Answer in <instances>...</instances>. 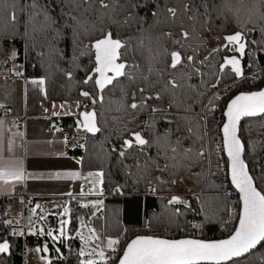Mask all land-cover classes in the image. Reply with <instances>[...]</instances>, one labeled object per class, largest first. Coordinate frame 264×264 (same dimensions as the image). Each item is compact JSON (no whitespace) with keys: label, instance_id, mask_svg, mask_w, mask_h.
<instances>
[{"label":"snow or ice","instance_id":"snow-or-ice-1","mask_svg":"<svg viewBox=\"0 0 264 264\" xmlns=\"http://www.w3.org/2000/svg\"><path fill=\"white\" fill-rule=\"evenodd\" d=\"M155 4V10L151 11L153 24L147 29L144 28L143 17L136 16L128 9L143 8L149 0H128L127 4H121L120 0H61V19H65V27H71L74 38L77 41L79 56L89 55L94 57L93 67L84 69L85 77L77 84L88 86L79 90V97L74 101L75 108L80 110L73 112L67 101L56 105L53 103L51 115L59 117L61 114L75 115L76 128L86 134L96 136L104 129L101 125L102 112L97 111V105L104 108L107 92L119 90L120 98L116 101H108L109 105L115 104L116 110L126 113L127 119L113 117V123L117 125V142L112 143L110 153L115 154L117 162L128 173L129 176L139 175L146 180L150 194L155 195L157 185H177L183 183L184 179H193L197 184L206 178L203 171H194L205 160L211 167V137L207 127L210 114L217 110V103L220 99L218 93H213L205 104L203 97L207 94L200 88L187 83L194 76L203 78L205 73L203 67L217 53L227 51L233 53L225 56L219 64V74L211 73L214 82H210V87L216 89L223 79V74L229 68L235 80L244 79V71L241 61L245 56L250 59L254 57L253 51H246L249 45L247 40L248 32L246 24H253V31L259 24L261 30V40L253 39L251 44L264 51V0H250V7L245 8V0H237L233 4L232 0H220L219 3H209V0H200L199 5L196 0H176L175 4L165 2L161 6L160 0H150ZM0 4L12 8L10 16L7 17L5 29L8 24L16 25L18 16L16 0H0ZM202 9V11H201ZM18 10L26 13L25 36L31 33L34 48L38 38H43L45 42L51 43L59 37L60 31L57 28L56 20L49 15L47 5L39 3V0H32L30 4L19 6ZM249 13L247 19L242 17V12ZM127 12L121 17L122 12ZM229 14L235 17L240 24V30L223 37L224 43L200 59L199 53L203 46V32L211 26V21L215 19H228ZM163 15V19L161 16ZM42 17V19H41ZM255 17V19H253ZM137 26V34L124 37L120 30ZM200 28H197V25ZM112 28L116 31L113 32ZM158 29V31H156ZM4 33H0L2 35ZM7 35L13 36L14 32L8 31ZM82 37H94L85 44ZM135 41V43H134ZM168 41L178 45V49L170 50L166 43ZM131 53L132 59H127ZM238 54V55H237ZM18 53L13 48L7 53V59L0 62V75L23 77V65L17 64ZM79 56H74L72 64L79 67ZM139 56V60L137 59ZM11 61V67L4 68ZM142 61V63H141ZM252 63L255 60L252 59ZM163 67H158V65ZM147 68V72H145ZM65 77L73 80V71L64 70ZM253 78H256L255 76ZM127 81V84L125 83ZM39 88L41 93L45 91L46 78L27 80ZM204 87L209 86V82L202 79ZM131 89V90H130ZM83 98V99H80ZM200 103L202 112H195L194 105ZM159 102V103H157ZM166 107H162L164 103ZM57 107L61 111H56ZM175 108L177 112H183V116H171L169 112ZM0 132H3L7 123L6 117L10 109L6 105L0 104ZM110 109H105L108 111ZM47 113L49 110L44 109ZM145 112L150 113L147 120L139 121V116ZM157 114H160L157 116ZM225 118L220 132L222 133V143H218L215 152L227 157L225 162L227 176L231 185L239 193L240 209L238 212V224L227 239L218 241H204L195 238L167 239L156 236H136L126 244L119 255L118 260L113 253L117 252V245L120 244V237L107 238L106 248L102 241L104 237L95 228H88L91 235L84 236L81 231L76 235L81 240V247L76 252L78 264H241L240 258L247 255H255L254 251L258 245L264 244V189L257 186V177L252 175V169L246 159L248 145L244 143L239 135L240 121L244 117H257L264 115V89L259 91L241 92L231 98L222 113ZM158 121L169 127L164 132L157 129ZM175 124L173 129L170 127ZM106 126V125H105ZM56 131H60L53 125ZM150 133L146 136L145 132ZM185 140H190L191 144L184 146ZM65 145L68 143L64 138ZM264 148V142H254L251 147ZM85 148V144L75 145ZM153 147L157 150L156 157L149 155V150ZM7 155L0 149V183L8 184L9 181L22 182L27 179L23 161L15 158L14 142L9 140ZM60 155H63L61 153ZM133 157V164L128 165L125 161ZM165 163H159L160 158ZM255 160V155L253 156ZM171 161V163H169ZM81 161H77L80 163ZM259 164V160H255ZM136 169V173L132 169ZM219 171H224V165L217 164ZM154 171L167 174L168 179L151 175ZM260 180H264V165L260 166ZM215 175L216 173H210ZM30 175V174H29ZM105 173L100 171L89 172L87 178L92 179V187L87 193L81 190L80 195L96 194L103 196V190L97 191V186L104 183ZM54 178H64L76 180L81 177V173L76 171L56 172L51 174ZM139 182V179L136 181ZM15 186L14 184L12 185ZM206 187H219L208 184ZM123 186L115 187L116 193H121ZM66 195L72 196L69 192ZM196 199H201L199 195ZM23 203V200L21 201ZM100 205L103 200L99 199L91 203L95 209L91 212V217H96L101 211ZM191 210V202L179 195H172L167 201L166 208L175 217L184 213L180 207ZM87 208L88 204H81ZM41 209L36 205L31 209L32 215H36ZM70 212L68 207L63 208L61 217L67 216ZM7 211L4 215L7 216ZM237 215L235 209L229 210V216ZM39 220L44 221L46 217L39 215ZM81 228L86 227L83 217H79ZM29 234L50 238L53 246L56 242L64 243L68 236L70 220L60 219L58 229H45L40 227L35 229L31 216L29 217ZM6 226L13 227L10 233L13 236L23 235V231H17L15 225L19 224V219L0 221ZM150 227V225H148ZM193 228H200L201 225L193 224ZM95 241H100L94 243ZM8 239L0 242V254H7L10 251ZM56 253L59 258H63L60 249L57 247ZM35 252L41 254V259L50 264L48 258L43 255L49 252L47 243L37 246ZM259 264H264V254L256 257Z\"/></svg>","mask_w":264,"mask_h":264},{"label":"trees","instance_id":"trees-1","mask_svg":"<svg viewBox=\"0 0 264 264\" xmlns=\"http://www.w3.org/2000/svg\"><path fill=\"white\" fill-rule=\"evenodd\" d=\"M10 2L11 0H9V3ZM31 2L32 0H16V14L18 20L14 27L8 24L7 29H5V23H7V17L10 16L12 8L0 4V33H4L0 35V62L6 60L7 53L15 48L18 53L16 63L24 66L22 69L24 73L23 77L27 79L46 78L45 91L47 93V98L45 99L48 102H74L79 97V90L88 87L84 86L82 83L78 85L77 82L82 81L85 77L84 69H91L93 67L94 57H90L89 55L79 56V49L77 48V41L74 38L73 31L71 27H65V19L60 18L63 14L61 10V0H39L40 4L47 5L49 15L57 22L56 26L60 31V35L51 43L45 42L43 38H38V42L33 48L31 33L29 32V36H25V21L27 20V15L18 10L19 6L30 4ZM120 2L121 4H127L128 0H120ZM141 2L143 3V0H141ZM160 2L161 6H163L165 2L175 4L176 0H160ZM213 2L219 3L220 0H209L210 4ZM232 2L236 4L237 0H232ZM199 3L200 0H196V4L199 5ZM248 7H250V0H245V8L247 9ZM154 10L155 4L151 3L149 0V3L145 7L128 9L127 11H132L136 16L143 17V26L147 29L153 24L151 11ZM124 14L126 15L127 12L125 11ZM248 15L249 13L246 10L242 12V17L244 19H247ZM161 19H163V15ZM253 19H255V17H253ZM197 28H200L199 24ZM110 30L113 32L116 31L115 28ZM238 30H240V24L237 19L230 14L228 19L213 18L210 28L203 32L204 43L199 53L200 59H203L204 56H207L211 52L208 48L209 39H214L216 44L215 48H217L224 43L223 37L225 35L233 34ZM8 31L14 32L15 35H7ZM156 31H158V29ZM246 31L249 33L247 36L249 45L246 51L254 52V57L252 59L255 60V63L253 64L252 59L248 56L242 59L241 66L244 71V76H246L244 79L235 80L231 70L227 68L218 87L216 89L210 87V82H214V76L211 75V73L219 74V64L222 63L223 58L226 55H233L231 52L221 51L203 67L202 70L205 73L203 78L194 76L187 82L194 87L198 86L201 91L207 93L203 97L205 104L213 93H218L221 99L216 101V103L222 109L232 97L239 93L235 89L248 86L251 82L256 84L263 80L264 51H261L258 46L251 44L253 39L257 41L261 40L262 33L260 26L258 24L253 31V24L247 23ZM136 34L137 26L135 24V34L133 35ZM127 36L129 35L124 37ZM81 39L83 43L87 44L91 39H94V37H82ZM166 46L170 50L179 48L178 45L171 41H168ZM74 56H79V67L72 64ZM126 58L132 59L131 53H129ZM137 59H140L139 56H137ZM11 64L12 62L9 61L7 65H4V68L11 67ZM158 67H163V65H158ZM256 69L259 71V75H250ZM2 70L3 69H0V71ZM64 70L73 71V80L69 81L65 77ZM145 72H147V68H145ZM254 76L256 78H253ZM2 77L10 76L0 75V78ZM202 79L205 82H209L207 88L204 87ZM125 83L127 84V81H125ZM261 84L259 83L260 86H263L264 81ZM227 85H229V87L224 89ZM237 86H239V88ZM119 98L120 92L118 89L114 92H107L104 108L97 105V111L103 113L100 126L104 130L97 133L96 136L81 131L82 134L79 137V131L76 128V116H63L55 121L56 126L62 131L64 138L67 137L68 139V143L65 145V154L81 161V171L93 172L102 170L105 173L104 183L102 184L105 195L104 205L103 210L99 211L96 217H93V221H91L94 228L99 231V234L104 237V239L120 237L121 242L117 245L120 249L119 255H121L123 248L131 239L136 236L147 235L148 233H157L158 237L167 239L184 238L187 236L186 233L191 231L194 232L195 235L193 237L195 239L204 241L228 238L236 227L240 203L237 193L230 186L228 181L225 164L226 158L222 153L218 155L215 152L217 144L222 143L220 128L223 124V119L220 120V123H217L214 115L209 116L207 127L210 130L211 137V167L209 168L208 161L205 160L203 164L193 169L198 172L203 171L206 174V178L202 180L200 184H197L193 179H184L183 183L177 185H157V192L153 195L148 191L149 186L146 184V180L140 178L138 174L129 176L127 171L118 164L115 154L109 151L112 143H118L117 125L113 123V117L127 119V114L117 111L115 104L109 105L107 103L108 101H116ZM161 106L166 107L167 103L165 102ZM105 109L110 110L105 111ZM194 111L202 112L198 100L194 105ZM149 115L150 113L145 112L141 114L138 119L139 121L147 120ZM159 115L160 114H157V116ZM169 115L183 116L185 113L177 112L176 109L173 108L169 112ZM167 127L169 126L165 125L163 121H158L157 129L159 132H164ZM170 127L175 129L176 125L173 124ZM145 135L150 136V133L146 131ZM239 135L242 141L248 145L246 159L249 163V167L252 169L251 174L257 177L258 188L264 189V180L259 179L261 174L260 166L264 165V148H261L259 145L256 149L251 147L254 142H264V115L243 120L239 128ZM72 140L74 141V146L70 144ZM77 144H85L86 147L80 148L75 146ZM190 144V140H185V147ZM149 155L156 157L157 150L155 147L149 150ZM254 155L255 160H259V164L253 159ZM125 163L132 165L133 157H129ZM159 163L161 166L165 163L162 157ZM169 163H171V161H169ZM218 163L224 165V171H219L217 169ZM132 172L136 173V169L133 168ZM210 173L216 174L211 175ZM151 175L162 177L165 180L168 179L167 174L160 171H154ZM137 179H139L138 183L136 182ZM208 184H214L219 187H206ZM117 185L123 186L121 193L115 192V187ZM17 193L16 191V194ZM174 194L189 200L192 205L191 210H185L182 205H177L176 207H180L181 211L184 213L179 217H175L173 213L166 208L168 199ZM197 195H199L201 199H196ZM6 202V199H0V221L10 219V212H7V216L4 215L6 211ZM230 209H235L237 215L230 217ZM71 211L73 216L70 222V233L72 234L77 219L83 217L86 221L90 220V214L87 213L85 209H79L77 207L72 208ZM193 224H199L201 227L198 229L193 228ZM148 225H150V227ZM12 231L13 227L0 223V242L6 238L11 245L10 255L8 257L5 255L1 256L0 264H23V251L25 245L43 244L39 235L26 234L24 228L20 230L24 233L20 236L11 235L10 233ZM47 244L49 245V252L47 254L53 258L50 264H73L78 261L76 255L72 256L69 260L65 258L66 253L70 250H77L80 244L78 237L67 241L68 248H66L65 243L55 244L59 246L63 258L58 257L55 245L53 246V242L50 239H47ZM253 251L255 255H247L241 258V264H259L256 257L264 254V244ZM119 255L117 256V260Z\"/></svg>","mask_w":264,"mask_h":264},{"label":"crops","instance_id":"crops-1","mask_svg":"<svg viewBox=\"0 0 264 264\" xmlns=\"http://www.w3.org/2000/svg\"><path fill=\"white\" fill-rule=\"evenodd\" d=\"M27 80L32 79L15 76L0 78V104L10 109V114L6 117L7 123L4 125L3 132H0V149L7 155L8 142L13 141L15 158L23 161L27 175V179L22 182L9 181L6 185L0 183V199L7 201L5 208L7 211L8 209L14 211L13 216L15 217L20 212L16 210V207H23L17 203L16 199L20 194L31 199V202L26 205L30 204L32 207L39 199L68 198L71 208L73 206L79 208L78 203L80 202H75L76 197L84 198L80 205H89L87 208H79L85 209L86 212L93 201L102 199L104 205L105 195L102 197L96 194L80 195L89 172H82L80 163H77L78 160L65 154L64 135L61 130L56 131L53 128V125H56L55 121L65 115L52 116L53 103L48 102L44 93H41L37 86L27 83ZM45 108L49 110L47 113L44 111ZM55 110L61 111L58 107ZM19 120L24 121L21 131L17 128ZM61 153L63 155H60ZM65 171L79 172L81 177L76 180L51 177L53 173ZM88 189L83 188L86 193ZM69 192L72 196L66 195ZM103 205H101V211ZM74 238L70 237L72 240Z\"/></svg>","mask_w":264,"mask_h":264},{"label":"rangeland","instance_id":"rangeland-1","mask_svg":"<svg viewBox=\"0 0 264 264\" xmlns=\"http://www.w3.org/2000/svg\"><path fill=\"white\" fill-rule=\"evenodd\" d=\"M123 15H125L124 12L121 13V17ZM120 33H121L122 36L135 34V23L133 24L132 28H130V29H128V28L121 29ZM215 46H216V44H215L214 39H209V45H208L209 51H211L213 48H215ZM250 75H257L258 76L259 75V71H257V69H256ZM263 81H264V77H263L262 81H260V82H258L256 84H254V82H251L248 86H244V87L242 86L240 88H239V86H237L239 89H235V90L237 92H239V93H241L243 91H250V92L251 91H255L256 89L259 88V86H260L259 83L261 84ZM227 86L229 87V85H227ZM263 86H260V87L262 88ZM57 104L60 105L61 103H57ZM68 104L71 106V110L73 112H78V109L75 108L74 102H68ZM65 116H75V115H65ZM81 134H82V132L79 131L78 132L79 137H80ZM73 142L74 141L72 140L71 143H70L71 146H74ZM77 160H79V159H77ZM93 172H95V171H93ZM92 179H96V178H87V179H85L84 183H83V188H91L92 187V183H91ZM101 189L103 190L102 185H98L97 186V191H99ZM78 197H81V196H78ZM100 197H102V196H100ZM76 199H77V201L75 200V202L83 203L82 200L84 198H77L76 197ZM80 203H78V206H79V208H82ZM36 205H40L41 209L37 210L36 215H32L31 209L35 208ZM64 207H68L70 209V212H69V214L67 216L61 217L59 214L63 212V208ZM90 208H89L90 210L89 209L87 210V212L90 213V215H89V219L90 220L86 221L83 218L84 219V224L86 225V227L81 228L80 219H77V222H76V225H75V228H74V232L71 234L70 233V224H69V226H68V228H69L68 236H67V238H65V242H64L66 248L69 247L68 244H67V241L70 239L71 236L78 237L76 235L77 231H81L84 236L91 235L89 233V231H88V228H94L93 223L91 222V221H93V217H91V212L94 211L95 209H93L92 207H90ZM100 208H101V205H100ZM24 209H25V220H24L25 227H24V230H25L26 234H29L28 228H29V225H30V221H29V217L30 216H31L32 223H33V226H34L35 229H39L40 227H44L45 229L51 228V229H54V230L59 228V220L60 219H68L71 222V219H72V216H73L72 215V211H71L72 208L70 206L68 198H66V199H42V200L39 199L36 202V204L34 205V207H32V205L29 204V205H26V207ZM24 209L21 206L16 207V210L23 211ZM6 211H7V209H6ZM8 211L11 213L9 220H13V222L15 223V217L13 216L14 215V211L9 210V209H8ZM39 215H44L46 217V219L44 221H40L39 218H38ZM50 217H52V218H50ZM148 234H147V236L151 235V234L150 235H148ZM29 235H33V234H29ZM40 238L42 239L43 244L47 243V239H50V238L46 239V237H41V236H40ZM78 239H79V237H78ZM98 242H100V241H95L94 243H98ZM58 243H60V242H56V244H58ZM102 243H103V245L106 248L107 239L103 240ZM43 244H40V245H38V244H26L25 247H24V251H23V264H46V261L42 260L40 258L41 254L34 251V249L37 246H41ZM57 247L59 248V246L55 245V248H57ZM80 247H81V240H80V244H79V247H78L77 251L80 249ZM60 253H61V250H60ZM43 255H45L48 258V261L51 262L53 260V258L51 256H49L47 254H43Z\"/></svg>","mask_w":264,"mask_h":264},{"label":"built area","instance_id":"built-area-1","mask_svg":"<svg viewBox=\"0 0 264 264\" xmlns=\"http://www.w3.org/2000/svg\"><path fill=\"white\" fill-rule=\"evenodd\" d=\"M228 86H225L224 88H227ZM261 88V87H260ZM260 88H258V89H256L255 91H257V90H259ZM233 89V88H232ZM243 92H250V91H243ZM220 99H221V97H220ZM219 99V100H220ZM218 100V101H219ZM208 103V100L206 101V104ZM218 105V104H217ZM8 108V107H7ZM9 109V108H8ZM225 109V107H223L222 109L219 107V105H218V107H217V110L214 112V113H212V114H210L211 116L212 115H214L215 116V118H216V122L217 123H220V120L221 119H223V122H224V118H223V115H222V113H223V110ZM0 112H2V110H0ZM10 114V112L8 113V115ZM7 115V116H8ZM23 124H24V121L23 120H19V121H17V128H18V130H22L23 129ZM16 199H17V203L19 204V205H22L23 206V209L25 208V206H26V204L27 203H30L31 202V199L30 198H27L25 195H23V194H20V195H18L17 197H16ZM23 200V203H21V201ZM73 208H75L74 206H73ZM19 219V224L18 225H15V223H14V225H15V227H16V230L17 231H19V230H23V228H24V220H25V209L23 210V211H20L19 213H17L16 215H15V219ZM148 235H150V234H148ZM186 235L187 236H185L184 238H194L193 236L195 235L194 234V232L193 231H191V232H187L186 233ZM151 236H156V237H158V235H157V233H153V234H151ZM117 247V252L116 253H113L112 255L113 256H115L116 258H117V256L120 254V249L118 248V246H116ZM77 252V250H75V249H72V250H70L68 253H66V255H65V258H66V260H69L72 256H75L76 253ZM73 264H78V261L77 262H74Z\"/></svg>","mask_w":264,"mask_h":264},{"label":"water","instance_id":"water-1","mask_svg":"<svg viewBox=\"0 0 264 264\" xmlns=\"http://www.w3.org/2000/svg\"><path fill=\"white\" fill-rule=\"evenodd\" d=\"M93 60H94V58H93ZM261 89H264V86L262 87V88H260L259 90H261ZM259 90H257V91H259ZM239 94V93H238ZM237 94V95H238ZM233 98V97H232ZM227 105V104H226ZM225 108H226V106H225ZM257 117H260V116H257ZM257 117H244V118H242L241 119V121H240V125H241V123H242V121L243 120H245V119H249V118H257ZM224 118V117H223ZM224 120H225V118H224ZM223 125V124H222ZM240 125H239V128H240ZM221 128H222V126H221ZM220 128V129H221ZM220 134H221V141H222V133L220 132ZM91 135V134H90ZM225 158H226V160H227V157L225 156ZM228 181H229V184H230V186L235 190V188L231 185V181H230V178L228 177ZM235 192L237 193V196H238V199H239V193L235 190ZM239 203H240V201H239ZM239 207H240V205H239ZM237 224H238V220H237ZM236 224V225H237ZM141 236H143V235H141ZM145 236V235H144ZM147 236V235H146ZM134 239V238H133ZM179 239H181V238H179ZM225 239H227V238H225ZM132 240V239H131ZM130 240V241H131ZM220 240H222V239H220ZM129 241V242H130ZM209 241H218V240H209ZM260 245H258V247H259ZM126 247V246H125ZM257 247V248H258ZM3 255H5L6 257H8L9 255H10V251H9V253H7V254H0V257L1 256H3ZM121 255H122V253H121ZM241 259V258H240Z\"/></svg>","mask_w":264,"mask_h":264},{"label":"flooded vegetation","instance_id":"flooded-vegetation-1","mask_svg":"<svg viewBox=\"0 0 264 264\" xmlns=\"http://www.w3.org/2000/svg\"><path fill=\"white\" fill-rule=\"evenodd\" d=\"M229 69H230V66H229Z\"/></svg>","mask_w":264,"mask_h":264}]
</instances>
